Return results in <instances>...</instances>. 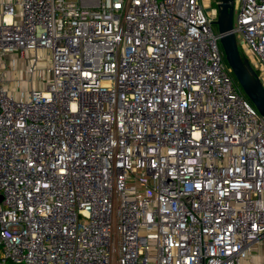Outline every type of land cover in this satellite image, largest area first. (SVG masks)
I'll use <instances>...</instances> for the list:
<instances>
[{
  "label": "built area",
  "instance_id": "1",
  "mask_svg": "<svg viewBox=\"0 0 264 264\" xmlns=\"http://www.w3.org/2000/svg\"><path fill=\"white\" fill-rule=\"evenodd\" d=\"M210 3L0 0V264L264 261V115ZM234 7L264 84V0Z\"/></svg>",
  "mask_w": 264,
  "mask_h": 264
},
{
  "label": "water",
  "instance_id": "2",
  "mask_svg": "<svg viewBox=\"0 0 264 264\" xmlns=\"http://www.w3.org/2000/svg\"><path fill=\"white\" fill-rule=\"evenodd\" d=\"M219 16L215 24L218 26L220 41L226 60L244 92L264 115V84L249 59L240 52L237 37L233 31L234 0H217ZM2 196H0V201Z\"/></svg>",
  "mask_w": 264,
  "mask_h": 264
},
{
  "label": "rangeland",
  "instance_id": "3",
  "mask_svg": "<svg viewBox=\"0 0 264 264\" xmlns=\"http://www.w3.org/2000/svg\"><path fill=\"white\" fill-rule=\"evenodd\" d=\"M216 1L217 0H210L211 3L207 6V10L206 11H209L212 7H214L216 5ZM214 29L215 30H218V26L215 25L214 26ZM239 46H240V50L242 51V48L243 47L241 45L240 40H239ZM13 58L18 59L19 56L16 54V55H10V56L7 57L6 62H5V65L6 66H5L4 72H5V74H6L7 77L13 76L12 80L9 81V85H10L9 87H10L11 90H16L17 91V95L20 96L21 93H22V91L25 90V87L26 86H25V82L24 81L19 82L17 80V77H15V76H16V74L19 71H22L25 60L22 59V58H20L19 59V67H14ZM45 62H46V59L43 58L42 59V63L44 64ZM38 85L41 86V84H38ZM260 251L263 252L262 249ZM256 262L258 264H263L264 263V261H261V260H258V259L256 260Z\"/></svg>",
  "mask_w": 264,
  "mask_h": 264
},
{
  "label": "crops",
  "instance_id": "4",
  "mask_svg": "<svg viewBox=\"0 0 264 264\" xmlns=\"http://www.w3.org/2000/svg\"><path fill=\"white\" fill-rule=\"evenodd\" d=\"M19 59H20V58H18V59L13 58V62L15 63V66H17V67H19ZM25 66H26V61L24 62V66H23L22 71H19V72L16 74V77H18V76L21 77V76H22V73H23V70H24Z\"/></svg>",
  "mask_w": 264,
  "mask_h": 264
}]
</instances>
